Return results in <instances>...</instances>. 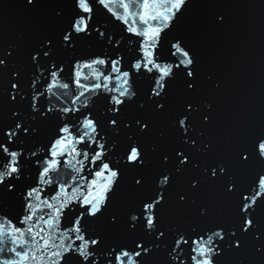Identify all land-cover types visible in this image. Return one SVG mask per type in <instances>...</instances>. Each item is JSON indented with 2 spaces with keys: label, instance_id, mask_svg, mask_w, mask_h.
I'll list each match as a JSON object with an SVG mask.
<instances>
[{
  "label": "snow or ice",
  "instance_id": "snow-or-ice-1",
  "mask_svg": "<svg viewBox=\"0 0 264 264\" xmlns=\"http://www.w3.org/2000/svg\"><path fill=\"white\" fill-rule=\"evenodd\" d=\"M252 3L0 0V264H264Z\"/></svg>",
  "mask_w": 264,
  "mask_h": 264
},
{
  "label": "water",
  "instance_id": "water-1",
  "mask_svg": "<svg viewBox=\"0 0 264 264\" xmlns=\"http://www.w3.org/2000/svg\"><path fill=\"white\" fill-rule=\"evenodd\" d=\"M259 2L260 0H253L250 7L241 10L250 21L243 50L242 73L246 86L254 99L259 94L262 61H264V37H262L260 26L264 8ZM19 15L20 9L15 4L6 11L10 24L14 23Z\"/></svg>",
  "mask_w": 264,
  "mask_h": 264
}]
</instances>
